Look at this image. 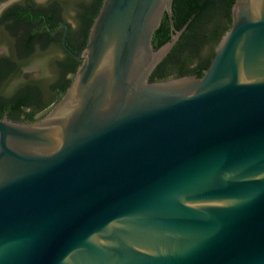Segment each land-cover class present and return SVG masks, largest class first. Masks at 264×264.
Wrapping results in <instances>:
<instances>
[{"label": "water", "instance_id": "water-1", "mask_svg": "<svg viewBox=\"0 0 264 264\" xmlns=\"http://www.w3.org/2000/svg\"><path fill=\"white\" fill-rule=\"evenodd\" d=\"M171 4L102 0L60 97L0 117V264H264V0L201 76L149 80Z\"/></svg>", "mask_w": 264, "mask_h": 264}, {"label": "flooded vegetation", "instance_id": "flooded-vegetation-1", "mask_svg": "<svg viewBox=\"0 0 264 264\" xmlns=\"http://www.w3.org/2000/svg\"><path fill=\"white\" fill-rule=\"evenodd\" d=\"M99 7L96 5V0H42L40 2L36 0H18L1 9L0 43H4L7 50L0 51V66L5 68L7 73L4 71L5 73L0 76V103L1 101L9 102L14 94L20 90L37 91L38 102H41L42 93H48L55 84L64 82L66 79L65 91L70 85L80 61L64 49L62 38L64 36L65 44L72 51L73 47H78L76 53H79L86 42L91 24L87 25L86 34L83 36L82 31L85 30L86 26L84 18L89 12L96 9L98 11ZM65 10L72 12L76 20L75 27H72L67 19L62 16V12ZM25 41L29 46L22 48L21 43ZM50 46L57 47L60 54L49 58L45 64L42 60L35 64L38 65V69H42L45 65L52 68L53 78L51 81L44 82L42 77H27L17 79L16 83H10L13 79L12 76H15L17 72L24 74L22 64L32 60L34 56L41 55ZM69 62L73 65H68ZM15 65H19V67L13 68L14 73L8 75V69H10L8 67ZM186 74L193 73H183L179 76ZM173 75L169 74L164 79L178 77ZM157 80H163V78ZM2 88H4V91L6 90L4 93L1 92ZM57 99L53 97L52 103L32 114L31 119L27 118L25 111L17 115L16 118H12L8 115L6 109L0 112V116H6L8 119L15 121H33L41 116ZM30 108L33 107L29 106L26 112L30 111Z\"/></svg>", "mask_w": 264, "mask_h": 264}, {"label": "trees", "instance_id": "trees-1", "mask_svg": "<svg viewBox=\"0 0 264 264\" xmlns=\"http://www.w3.org/2000/svg\"><path fill=\"white\" fill-rule=\"evenodd\" d=\"M101 1L102 0H96V5L98 7ZM233 1L234 0H172L171 11L174 29H179L185 22H188L171 49L155 66L149 75V80L164 79L169 74L179 76L183 73H193L198 77L201 76L202 70L208 66L212 59L215 46L230 25V7ZM96 13L97 9L89 12L84 18L86 26L84 28L85 30L82 31L83 36L86 34L87 25L91 23L92 17L95 16ZM169 34V19L167 14L164 13L159 26L152 34L151 41L153 46L157 47L165 42L169 38ZM204 45L208 46V52L200 60L196 61L194 64H190V61H192L191 59ZM21 46L22 48H26L29 45L27 41H25L21 43ZM72 49L75 53L78 51V47H73ZM68 65L72 66L73 64L69 62ZM15 67L18 68L19 65L8 67L10 68L8 69V75L14 73L13 68ZM4 71L7 73V70L0 66V76L5 73ZM66 83L67 80L65 79L64 82L62 81L61 83L55 84L52 90L45 93L48 94L49 97L52 96L54 99H57L63 93ZM36 95L37 91L34 90L17 91L9 102L1 101L0 112L6 109L9 116L16 118L17 115L25 111L27 118L31 119L32 114L44 108L42 101L38 102ZM29 106L33 108H30V111L26 112Z\"/></svg>", "mask_w": 264, "mask_h": 264}, {"label": "rangeland", "instance_id": "rangeland-1", "mask_svg": "<svg viewBox=\"0 0 264 264\" xmlns=\"http://www.w3.org/2000/svg\"><path fill=\"white\" fill-rule=\"evenodd\" d=\"M18 0H0V10L4 9L5 7L17 2ZM37 2H40L42 0H36ZM62 16H64L67 21L71 24L72 27L76 26V20L72 15V12L70 10H65L62 12ZM6 45L4 43H0V51H6ZM208 52V46L204 45L201 49H199L198 53L191 59L190 64H194L196 61L200 60L204 55ZM60 54V51L55 46H50L47 48L46 51L42 52L41 55L34 56L32 60L22 64V68L24 69V74L16 73L15 76H12V82L17 81V79H25L27 77H39L43 79L44 82L51 81L53 78V71L50 66H44L42 69H38L36 66V62H40L41 60L46 63V61L54 56H57ZM25 73L27 74L25 76ZM16 83V82H15ZM5 86V85H4ZM6 91V90H5ZM4 88L1 89V92L4 93ZM42 96V103L43 106H48L52 103L53 97L46 93H43Z\"/></svg>", "mask_w": 264, "mask_h": 264}]
</instances>
